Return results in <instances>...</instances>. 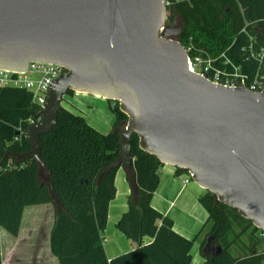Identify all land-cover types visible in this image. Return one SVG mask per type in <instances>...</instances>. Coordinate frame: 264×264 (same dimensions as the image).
Instances as JSON below:
<instances>
[{"label":"water","instance_id":"water-1","mask_svg":"<svg viewBox=\"0 0 264 264\" xmlns=\"http://www.w3.org/2000/svg\"><path fill=\"white\" fill-rule=\"evenodd\" d=\"M165 1L0 0V68L67 69L27 130L31 156L40 162L42 136L53 131L69 91L118 102L128 118L119 129L124 167L133 163L137 135L142 151L264 232V91L190 73L177 41L183 29L166 24Z\"/></svg>","mask_w":264,"mask_h":264},{"label":"trees","instance_id":"trees-1","mask_svg":"<svg viewBox=\"0 0 264 264\" xmlns=\"http://www.w3.org/2000/svg\"><path fill=\"white\" fill-rule=\"evenodd\" d=\"M167 1L166 24L182 27L178 39L183 46L192 40L253 76L258 64L249 53L264 47V0ZM109 104L115 123L107 134L90 126L84 116L62 107L53 131L42 136L38 162L31 156L27 130L30 121L40 117L41 107L24 89L0 90V228L16 236L26 207L50 204L55 212L50 244L59 264H191L192 248L211 223L200 245L202 264H264L258 241L249 250L241 248L247 251L245 255L231 252L246 230L225 242L233 233L228 211L238 212L219 203L211 193L199 197L208 222L193 239L173 229V221L152 206L163 165L140 149L137 135L130 140L133 163L127 172L128 210L117 223L135 247L108 260L102 233L117 194L116 175L123 167L119 129L128 119L118 102ZM176 171L177 176L185 173ZM248 222L255 236L260 230ZM145 239L151 242L145 244Z\"/></svg>","mask_w":264,"mask_h":264},{"label":"crops","instance_id":"crops-1","mask_svg":"<svg viewBox=\"0 0 264 264\" xmlns=\"http://www.w3.org/2000/svg\"><path fill=\"white\" fill-rule=\"evenodd\" d=\"M69 97L72 99L71 104H75L74 100L77 99L81 106L74 105L75 112L70 110L67 105L65 108L75 114L84 116L92 127H99L91 121L95 110L90 114V110L87 111L85 108L83 110V105H97L98 101H106L110 107L109 101L79 93H74ZM96 129L101 133H106L101 127ZM128 169L123 166L117 172L115 180L117 194L115 199L110 203L108 223L106 230L102 233V238L106 243V245L103 243V246L108 260L130 252L135 247L117 228L118 221L128 210V197L130 195V184L127 178ZM159 173L160 183L152 200L153 208L173 221V229L178 234L187 239H193L208 222V214L199 203V197L201 196L198 195L200 194L199 191L189 185L183 184V180L177 176V171L174 167L163 165ZM29 208L32 210L26 212ZM34 208H40V210H34ZM54 222L55 212L52 205H34L24 209L18 235L13 236L0 228L2 264H36L37 260H40V264H45L47 254L49 258L50 255L54 257L59 264L58 258L53 254L50 244ZM200 226L202 227L200 228ZM1 231H5L11 236L10 239L7 238L6 244L4 240L7 236L3 238ZM150 242V239H145L144 241L145 244H149ZM196 246L194 244L193 248ZM47 248L50 255L47 253ZM203 262L204 258L201 252L196 259L192 255L191 264H202Z\"/></svg>","mask_w":264,"mask_h":264},{"label":"built area","instance_id":"built-area-1","mask_svg":"<svg viewBox=\"0 0 264 264\" xmlns=\"http://www.w3.org/2000/svg\"><path fill=\"white\" fill-rule=\"evenodd\" d=\"M165 5L166 7L170 5L167 0ZM184 47L187 52V66L190 73L225 88H248L255 93L264 91V47L258 51L252 48L253 50L249 53V58L258 64L251 78L248 73L242 72L240 67L233 65L229 60H223V55L213 56L203 48L197 47L192 40ZM65 74H67V69L61 65L40 62H31L24 72H11L0 68V90L4 88L24 89L32 94L34 102L43 110L52 86ZM40 121L41 117L36 122L31 120L30 126ZM188 182L185 180L184 184ZM259 236L261 240H264L263 231L259 232Z\"/></svg>","mask_w":264,"mask_h":264},{"label":"rangeland","instance_id":"rangeland-1","mask_svg":"<svg viewBox=\"0 0 264 264\" xmlns=\"http://www.w3.org/2000/svg\"><path fill=\"white\" fill-rule=\"evenodd\" d=\"M177 39H178V37H177ZM69 96H71V95H65L64 96L63 101H62V106L64 105L63 107H65L67 105V107L70 110L75 112L76 109H75L74 105L80 107L81 104H80V102H78L77 99L74 100L75 104H71L72 99ZM88 96L94 97L91 95H88ZM84 108L87 109V111L90 110V114L95 110V112L93 114V119L91 121L93 124L98 125L99 127H101V129H103V131L106 132V133H102V134H107L112 130L114 122H115V119H114L115 116L112 112V109L109 107V105L106 101H98L97 105L85 104V105H83V110H84ZM99 127H96V128H99ZM180 177H181L180 179L183 180L182 181L183 184H184L185 180H188L189 182L186 185H189L190 187L197 189L200 193L198 195H204L205 194V190H203L195 182H193L187 173H183L182 176H180ZM41 208H43V207H41ZM30 210H32V209L29 208V209H27L26 212H29ZM34 210L39 211L40 208H34ZM228 215L232 221L233 233H230L229 235L226 236L225 242H232L234 240L235 236L240 234L243 230H246V232L243 234V236L240 238V241H239L240 245H242V246L235 244L234 246L231 247V252L235 256L245 255L247 253V251L243 252L242 249L249 250L248 248L252 247L253 244L255 243V241L259 242L257 250L259 252H264V240L260 239L259 233H257L255 236H253V233H252L253 229L250 227L249 222L244 220V218H242L236 212L228 211ZM23 226H24V223H23ZM201 227L202 226H200V228ZM211 227H212V225H211V223H209L206 227L204 235H205V233H207L211 229ZM1 235L3 236V238H4V236H7V237H5V240H4L5 244H6L7 238H9V239L11 238V236L8 233H6L5 231H1ZM204 235H202L201 239H199L195 243V245H197V246L195 248H193V252H191V254L195 257V259H196V257H198L200 255L199 246L201 245V242L204 239ZM104 245H106L105 242H104ZM47 253H49L48 248H47ZM49 255H50V253H49ZM39 261L37 260L36 264H40ZM45 264H58V263L54 257H51V255H50V258H49L48 254H47V260L45 261Z\"/></svg>","mask_w":264,"mask_h":264}]
</instances>
